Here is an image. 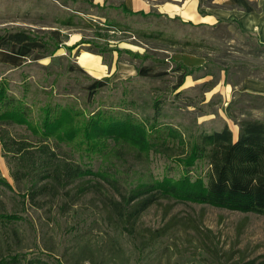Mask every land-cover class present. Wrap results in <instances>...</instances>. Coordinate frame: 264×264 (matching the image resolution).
Returning a JSON list of instances; mask_svg holds the SVG:
<instances>
[{
  "label": "rangeland",
  "instance_id": "1",
  "mask_svg": "<svg viewBox=\"0 0 264 264\" xmlns=\"http://www.w3.org/2000/svg\"><path fill=\"white\" fill-rule=\"evenodd\" d=\"M67 8L87 11L89 16L101 14L88 6L75 5L72 0H0V35L10 28H26L54 38L57 34L63 38L75 34L79 39L71 46L84 40L89 42L85 49L90 45L100 49L112 44L141 55H105L104 60L114 70L106 77L94 79L87 77L77 64V51L67 49L64 55H50L51 58L45 59L43 47L32 44L20 67L0 61V80L8 82L10 91L17 93L30 86L29 96L38 98L37 106L51 95L60 102L68 100L85 114L102 102H116L122 96L136 100L141 107L139 113L142 109L151 113L153 99L159 98L164 122L196 133L227 125L236 137L237 120L264 118V98L248 97L241 89V82L247 77L264 80V48L235 24L192 26L178 19L110 10L105 17L111 23H118L115 30L68 28L60 20L76 13ZM92 20L100 26L104 24V21ZM158 32L168 40L142 36ZM169 40L193 44L180 45ZM19 49L11 47V51ZM186 57L196 58L198 63L190 65ZM181 58H185L186 66L193 68L191 71L175 65L174 61ZM228 106L233 117L226 112ZM6 128L11 136L34 140L24 126ZM51 144L55 147L53 141ZM66 149L60 145L56 150ZM127 151L122 146L102 165L99 166V161L93 163V170L102 167V174L118 183L107 184L89 176L85 179L87 192L81 196L71 185L53 198L39 197L38 206L26 202L22 207L25 184L16 186L11 177L14 167L8 162V156H3L0 146V178L10 186L9 189L0 183V211L22 217L0 229V253L42 264H136L134 247L138 232L159 229L171 219L172 229L158 246L170 249L160 260L151 259V264H198L196 247L203 241L213 249L212 253L248 258L264 255V216L253 213L161 199L142 213L133 229L128 231L122 227L108 212L109 198L114 195L119 199V193L141 181L164 176L179 178L182 174L175 157L159 153L139 156ZM201 169L204 172L206 166L202 164Z\"/></svg>",
  "mask_w": 264,
  "mask_h": 264
},
{
  "label": "trees",
  "instance_id": "2",
  "mask_svg": "<svg viewBox=\"0 0 264 264\" xmlns=\"http://www.w3.org/2000/svg\"><path fill=\"white\" fill-rule=\"evenodd\" d=\"M123 11L124 14L134 15ZM76 15L64 16L60 24L68 28L116 29V25L108 21L100 26ZM138 15L146 17L150 14ZM142 36L164 42L168 40L161 32ZM33 41L43 43V54L53 55L58 48V43L46 34H36L26 28H10L0 35V49L9 50L11 46ZM169 41L180 45L193 44L189 41ZM82 43L89 42L81 40L79 44ZM96 46L90 45L86 49L101 55L105 63L104 56L112 55L113 51L117 52L118 57L122 53L134 57L141 55L109 45L93 48ZM174 63L186 71L193 69L179 61ZM30 91L29 86L17 93L12 92L8 82L0 80V146L3 156H8V162L14 167L11 177L16 186L25 184V188L22 186L25 189V194L21 196L22 207L26 202L38 206L39 197L53 198L60 190L71 185L81 196L87 192L85 179L89 176L98 177L107 184L118 183L116 179L102 174V167L99 166L123 146L129 150L127 152L139 156L159 153L175 157L182 168L179 178L164 176L141 181L126 192L119 193V199L116 200L114 195L108 199L106 205L109 214L128 231L134 228L144 211L158 204L161 199L190 201L264 216V118L237 120L236 137L227 125L218 130H200L196 133L164 122L163 105L159 98L153 99L151 113L144 109L139 113L141 107L136 100L122 96L116 102H102L97 109L85 114L68 100L60 102L51 95H48L51 98L47 96L43 104L37 106L38 98L29 96ZM33 93L37 91L33 90ZM244 94L252 98H264L246 92ZM226 112L234 116L230 106L226 107ZM14 125L26 127L34 140L11 136L6 127ZM60 145H64L66 151H57ZM95 161L100 162L97 170L92 168ZM202 164L206 166L204 172ZM193 170L194 174L191 172ZM0 183L10 189L5 180L0 178ZM21 219L17 213L0 211V229ZM172 225L173 221L169 219L159 229L138 232L134 247L136 264H151V259L160 260L167 254L170 248L158 246ZM191 227L196 228L193 224ZM200 244V247H196L199 252L198 264H264V255L254 258L234 257L221 252L212 253L213 249L204 241ZM24 260L18 255L0 253V264H42Z\"/></svg>",
  "mask_w": 264,
  "mask_h": 264
},
{
  "label": "crops",
  "instance_id": "3",
  "mask_svg": "<svg viewBox=\"0 0 264 264\" xmlns=\"http://www.w3.org/2000/svg\"><path fill=\"white\" fill-rule=\"evenodd\" d=\"M72 2L78 6H88L91 10L100 11L101 14L89 16L87 11L75 10L74 8H67L68 10L86 17L84 19L92 20L93 18L104 21L103 23L110 22L105 17L106 12L111 10L123 13V10H125L134 15H138V13L158 15V17L178 19L196 26L212 27L221 23L235 24L242 33L252 37L256 44L261 46L260 48H264V0H72ZM111 24L116 25L118 23ZM46 36L55 40L59 46L52 56L64 55V50L72 47L71 45L79 39L75 34L68 35V38H63L61 35L62 39L59 34H57V38L50 34H46ZM74 36L77 38L71 42ZM32 44L36 45L37 48L44 47L43 43L39 41L14 45V47L20 48L18 52L11 51V48L5 51L0 50V61L20 67L23 64V59L26 58L25 55L28 53L27 48ZM85 46L86 44L77 43L71 52L77 51V64L88 76L100 79L113 72L112 64L105 63L101 55L88 51L83 48ZM109 47L118 48L112 44H109ZM113 54L117 55V52L113 51ZM47 57L51 58L50 55L44 58L47 59ZM186 58L190 65L198 63L196 58ZM114 59H116V56ZM184 59L181 58L179 62L186 65ZM115 64H118L116 60ZM241 89L246 93L264 96V80L247 77L241 82Z\"/></svg>",
  "mask_w": 264,
  "mask_h": 264
}]
</instances>
